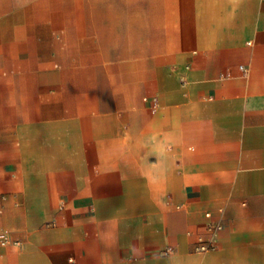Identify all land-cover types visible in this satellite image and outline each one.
Segmentation results:
<instances>
[{
    "label": "crops",
    "instance_id": "crops-1",
    "mask_svg": "<svg viewBox=\"0 0 264 264\" xmlns=\"http://www.w3.org/2000/svg\"><path fill=\"white\" fill-rule=\"evenodd\" d=\"M0 232V264H264V0H0Z\"/></svg>",
    "mask_w": 264,
    "mask_h": 264
},
{
    "label": "built area",
    "instance_id": "built-area-1",
    "mask_svg": "<svg viewBox=\"0 0 264 264\" xmlns=\"http://www.w3.org/2000/svg\"><path fill=\"white\" fill-rule=\"evenodd\" d=\"M206 215L208 216L209 214L206 213ZM209 229L212 231V234L214 236V238H212L210 241L205 242L204 240H200L199 244L196 247L197 251H206L209 249H214L216 247V236H217V232L220 229V226L218 225H210ZM0 242L1 243H9L11 242V239L9 238V236L4 233V232H0ZM13 243L19 245L20 242L19 241H13Z\"/></svg>",
    "mask_w": 264,
    "mask_h": 264
}]
</instances>
